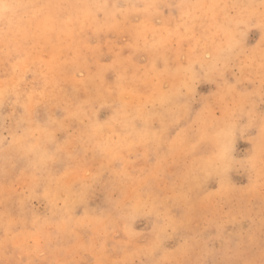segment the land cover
<instances>
[{"label":"rangeland","instance_id":"374dc122","mask_svg":"<svg viewBox=\"0 0 264 264\" xmlns=\"http://www.w3.org/2000/svg\"><path fill=\"white\" fill-rule=\"evenodd\" d=\"M37 1L0 9V264H264V0Z\"/></svg>","mask_w":264,"mask_h":264},{"label":"bare ground","instance_id":"6f19581e","mask_svg":"<svg viewBox=\"0 0 264 264\" xmlns=\"http://www.w3.org/2000/svg\"><path fill=\"white\" fill-rule=\"evenodd\" d=\"M34 1H36V0H34ZM38 1H39V0H38ZM38 1H37V2H38ZM98 1H99V0H98ZM4 2H5V1H4ZM37 2H36V4H37ZM32 4H33V3H32ZM32 4H30V5H32ZM38 4H39V2H38ZM46 4H47V3H46ZM46 4H45V5H46ZM79 5H80V4H79ZM82 5H83V4H82ZM22 6H23V5H22ZM88 6H89V5H88ZM101 6H102V5H101ZM101 6H100V7H101ZM23 7H25V6H23ZM43 7H44V6H43ZM75 7H76V6H75ZM80 7H81V5H80ZM48 8H49V6H48ZM48 8H47V9H48ZM88 8H89V7H88ZM91 8H92V7H91ZM47 9H46V10H47ZM52 10H53V9H52ZM3 11H4V10H3ZM65 11H66V10H65ZM65 11H64V12H65ZM7 12H8V11H7ZM39 12H41V11H39ZM59 12H60V11H59ZM59 12H58V13H59ZM67 12H68V11H67ZM46 13H47V12H46ZM46 13H45V14H46ZM4 14H5V13H4ZM11 14H12V13H11ZM42 14H44V13H42ZM51 14H52V13H51ZM40 15H41V14H40ZM1 16H2V15H1ZM5 16H6V15H5ZM43 16H44V15H43ZM41 17H42V16H41ZM38 19H39V18H38ZM39 31H40V30H39ZM52 32H53V31H52ZM21 33H22V32H21ZM21 33H20V34H21ZM10 34H11V33H10ZM45 37H46V36H45ZM44 39H45V38H44ZM11 41H12V40H11ZM48 41H49V40H48Z\"/></svg>","mask_w":264,"mask_h":264},{"label":"snow or ice","instance_id":"6c2138e0","mask_svg":"<svg viewBox=\"0 0 264 264\" xmlns=\"http://www.w3.org/2000/svg\"><path fill=\"white\" fill-rule=\"evenodd\" d=\"M10 6L3 2V0H0V9L7 10Z\"/></svg>","mask_w":264,"mask_h":264}]
</instances>
